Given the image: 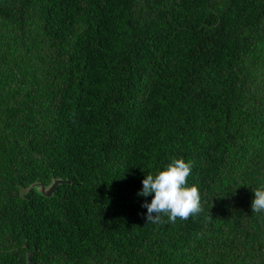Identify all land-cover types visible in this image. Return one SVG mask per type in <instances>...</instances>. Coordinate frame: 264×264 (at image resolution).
I'll return each instance as SVG.
<instances>
[{
	"label": "trees",
	"instance_id": "obj_1",
	"mask_svg": "<svg viewBox=\"0 0 264 264\" xmlns=\"http://www.w3.org/2000/svg\"><path fill=\"white\" fill-rule=\"evenodd\" d=\"M173 159L203 211L147 223ZM261 186L264 0H0V264H264Z\"/></svg>",
	"mask_w": 264,
	"mask_h": 264
},
{
	"label": "clouds",
	"instance_id": "obj_2",
	"mask_svg": "<svg viewBox=\"0 0 264 264\" xmlns=\"http://www.w3.org/2000/svg\"><path fill=\"white\" fill-rule=\"evenodd\" d=\"M192 167L191 162L173 159L164 170L155 175H146L142 181V190L138 195L153 196L151 203L146 202L142 205L147 208V223H163L162 215H166L169 222L175 223L177 218L187 220L190 216L198 215L203 211L197 186H186ZM253 191L252 212H262L264 211V186L253 189Z\"/></svg>",
	"mask_w": 264,
	"mask_h": 264
},
{
	"label": "water",
	"instance_id": "obj_3",
	"mask_svg": "<svg viewBox=\"0 0 264 264\" xmlns=\"http://www.w3.org/2000/svg\"><path fill=\"white\" fill-rule=\"evenodd\" d=\"M70 182H71L70 180L55 178L53 180V182L51 184H49V185H45L42 182L32 183L29 186V189L34 187L39 192H41L43 195H45V196H52L53 193L56 191L58 185L63 184V183H70ZM26 264H35V262L32 260V253H29L28 254L27 263Z\"/></svg>",
	"mask_w": 264,
	"mask_h": 264
}]
</instances>
